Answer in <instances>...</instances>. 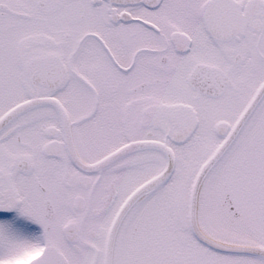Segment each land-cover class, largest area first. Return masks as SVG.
<instances>
[{
  "label": "snow or ice",
  "instance_id": "6c2138e0",
  "mask_svg": "<svg viewBox=\"0 0 264 264\" xmlns=\"http://www.w3.org/2000/svg\"><path fill=\"white\" fill-rule=\"evenodd\" d=\"M0 264H264V0H0Z\"/></svg>",
  "mask_w": 264,
  "mask_h": 264
}]
</instances>
